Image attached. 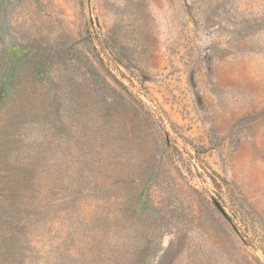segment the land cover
Here are the masks:
<instances>
[{
  "label": "rangeland",
  "instance_id": "obj_1",
  "mask_svg": "<svg viewBox=\"0 0 264 264\" xmlns=\"http://www.w3.org/2000/svg\"><path fill=\"white\" fill-rule=\"evenodd\" d=\"M0 94V264H264V0H0Z\"/></svg>",
  "mask_w": 264,
  "mask_h": 264
},
{
  "label": "trees",
  "instance_id": "obj_2",
  "mask_svg": "<svg viewBox=\"0 0 264 264\" xmlns=\"http://www.w3.org/2000/svg\"><path fill=\"white\" fill-rule=\"evenodd\" d=\"M3 89H4V86H3ZM0 97H1V94H0Z\"/></svg>",
  "mask_w": 264,
  "mask_h": 264
}]
</instances>
